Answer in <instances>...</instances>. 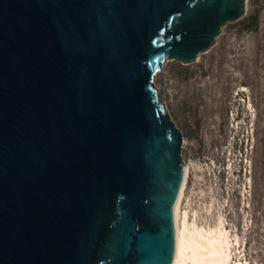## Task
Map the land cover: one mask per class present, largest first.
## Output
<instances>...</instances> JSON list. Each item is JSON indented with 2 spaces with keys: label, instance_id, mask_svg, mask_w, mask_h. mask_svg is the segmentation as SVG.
Wrapping results in <instances>:
<instances>
[{
  "label": "water",
  "instance_id": "1",
  "mask_svg": "<svg viewBox=\"0 0 264 264\" xmlns=\"http://www.w3.org/2000/svg\"><path fill=\"white\" fill-rule=\"evenodd\" d=\"M247 0H0V264H171L183 134L153 87Z\"/></svg>",
  "mask_w": 264,
  "mask_h": 264
},
{
  "label": "rangeland",
  "instance_id": "2",
  "mask_svg": "<svg viewBox=\"0 0 264 264\" xmlns=\"http://www.w3.org/2000/svg\"><path fill=\"white\" fill-rule=\"evenodd\" d=\"M153 87L183 134V162L193 163L181 207L212 224L204 206L213 195L228 233L246 239V264H264V0H247L195 61H165Z\"/></svg>",
  "mask_w": 264,
  "mask_h": 264
},
{
  "label": "bare ground",
  "instance_id": "3",
  "mask_svg": "<svg viewBox=\"0 0 264 264\" xmlns=\"http://www.w3.org/2000/svg\"><path fill=\"white\" fill-rule=\"evenodd\" d=\"M242 89L243 88H241V90ZM234 131H236V133L238 132L235 129ZM183 163L182 182L173 207L175 247L171 264H177V261L180 260L181 249L185 246H187L188 251L185 253L186 258L182 261V264H229L232 256L236 254V248L238 246L243 248L246 239L243 235L238 237L237 234L235 235L231 231L228 233L225 227L223 214L219 211L223 203L218 202L213 195L209 196L204 206L206 214H210L214 211L212 224L208 221L198 222L197 210H189V207H181L186 198L185 190L187 188L189 171L191 167H193V163L191 162ZM197 166V164L194 165V167ZM231 167L232 166H230V169ZM244 192L245 191L242 189L241 196L243 197ZM241 217L243 221L245 216L242 215ZM244 223L246 222L243 221V224ZM244 264H246V262Z\"/></svg>",
  "mask_w": 264,
  "mask_h": 264
},
{
  "label": "snow or ice",
  "instance_id": "4",
  "mask_svg": "<svg viewBox=\"0 0 264 264\" xmlns=\"http://www.w3.org/2000/svg\"><path fill=\"white\" fill-rule=\"evenodd\" d=\"M188 251L187 246H185L184 248L181 249L180 252V260L177 261V264H182V261L186 258L185 257V253Z\"/></svg>",
  "mask_w": 264,
  "mask_h": 264
}]
</instances>
